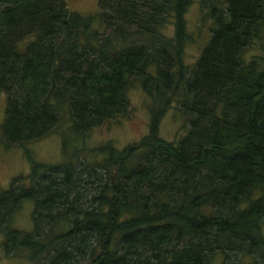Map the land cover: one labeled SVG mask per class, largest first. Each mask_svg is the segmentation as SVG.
I'll return each mask as SVG.
<instances>
[{"label": "trees", "instance_id": "16d2710c", "mask_svg": "<svg viewBox=\"0 0 264 264\" xmlns=\"http://www.w3.org/2000/svg\"><path fill=\"white\" fill-rule=\"evenodd\" d=\"M195 0H0V136L6 146L86 135L149 96L146 135L58 163L32 160L0 189L8 255L33 264H264V0H200L211 34L184 60ZM97 25L96 19L97 18ZM173 32H168L169 26ZM260 40L263 53L247 48ZM173 106L187 115L160 135ZM33 228L12 226L25 200ZM24 250V251H23Z\"/></svg>", "mask_w": 264, "mask_h": 264}, {"label": "rangeland", "instance_id": "374dc122", "mask_svg": "<svg viewBox=\"0 0 264 264\" xmlns=\"http://www.w3.org/2000/svg\"><path fill=\"white\" fill-rule=\"evenodd\" d=\"M70 9L86 15L99 14V0H65ZM200 0H195L186 14L189 38L184 46V60L193 63L198 58L211 34L212 19H203ZM97 18V17H96ZM96 19V25H97ZM98 26V25H97ZM174 26L168 27L173 32ZM263 53L260 40L249 46L245 52L248 58ZM129 106L125 112L107 119L96 125L86 135L72 131L66 133L53 132L42 139L26 142L20 145L6 146L0 136V189L10 186L13 178L30 171L32 160L45 163H58L65 158V150L73 155L77 149L87 152L88 158L95 157L90 148L111 140L117 147L123 148L127 144L139 140L147 134L149 129L150 108L149 96L138 81H133L128 89ZM6 95H0V126L5 115ZM187 115L178 107L173 106L164 115L160 125V135L168 140L178 138L186 128ZM33 202L25 200L20 211L13 218L14 227L31 230ZM4 232L0 231V264H33L30 259L22 255H8L3 246ZM24 251V250H23Z\"/></svg>", "mask_w": 264, "mask_h": 264}]
</instances>
